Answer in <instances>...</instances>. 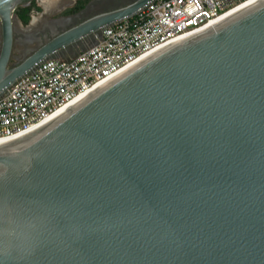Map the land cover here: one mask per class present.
Wrapping results in <instances>:
<instances>
[{"label": "water", "instance_id": "95a60500", "mask_svg": "<svg viewBox=\"0 0 264 264\" xmlns=\"http://www.w3.org/2000/svg\"><path fill=\"white\" fill-rule=\"evenodd\" d=\"M25 1L0 0V97L152 0L33 25L9 68ZM0 264H264V0L0 145Z\"/></svg>", "mask_w": 264, "mask_h": 264}, {"label": "built area", "instance_id": "2783aa9c", "mask_svg": "<svg viewBox=\"0 0 264 264\" xmlns=\"http://www.w3.org/2000/svg\"><path fill=\"white\" fill-rule=\"evenodd\" d=\"M245 1L152 0L101 30L95 44L74 57L38 63L0 97V139L35 131L142 56L198 33Z\"/></svg>", "mask_w": 264, "mask_h": 264}, {"label": "flooded vegetation", "instance_id": "af4514ba", "mask_svg": "<svg viewBox=\"0 0 264 264\" xmlns=\"http://www.w3.org/2000/svg\"><path fill=\"white\" fill-rule=\"evenodd\" d=\"M43 1L45 0H27L15 10L12 20V54L8 64L9 68L21 64L48 38L47 33L38 36H34L33 32L31 34L29 32L31 26L36 25L38 30H42L45 26L51 25L53 20L66 17H72L71 25L77 24L95 14L129 4L134 0H53L54 7L48 11L43 7ZM25 16L28 18L26 23L23 22ZM1 44L0 24V48ZM88 44L87 42L71 47L58 53L56 58L74 56Z\"/></svg>", "mask_w": 264, "mask_h": 264}, {"label": "bare ground", "instance_id": "6f19581e", "mask_svg": "<svg viewBox=\"0 0 264 264\" xmlns=\"http://www.w3.org/2000/svg\"><path fill=\"white\" fill-rule=\"evenodd\" d=\"M255 1L257 0H248V1H245L243 3H241L240 5H238L237 7H235L233 10H231L230 12H228L227 14H225L224 16L220 17L219 19H217L216 21H214L213 23H211L210 25H208L207 27H205L204 29L206 28H209L211 27L212 25L222 21L223 19H225L226 17L238 12L239 10L245 8L246 6L254 3ZM44 7L45 9L48 11V10H51L53 7H54V2L51 0H47L45 3H44ZM204 29L200 30L199 32L203 31ZM170 45V44H169ZM164 47L166 46H163L161 48H159L157 51L163 49ZM157 51H152L144 56H142L141 58H139L137 61H135L134 63H132L131 65H129L126 69L122 70L121 72H119L117 74L116 77H118L119 75L123 74L124 72L128 71L129 69H131L132 67H135L136 65H138L139 63H141L142 61L146 60L148 57L152 56L154 53H156ZM83 99V98H81ZM80 98L79 99H76L75 101L69 103L68 105L64 106L63 108H61L59 111H57L55 114H53L48 120H46L45 122H43L40 126L37 127V129H39V127H42L44 125H46L47 123L53 121L54 119H56L58 116L62 115L66 110H68L70 107H72L73 105H76L78 102H80L81 100ZM24 135L23 134H20V135H17L13 138H10V139H0V145H3V144H6V143H9V142H12L14 140H17L21 137H23Z\"/></svg>", "mask_w": 264, "mask_h": 264}, {"label": "rangeland", "instance_id": "374dc122", "mask_svg": "<svg viewBox=\"0 0 264 264\" xmlns=\"http://www.w3.org/2000/svg\"><path fill=\"white\" fill-rule=\"evenodd\" d=\"M47 0H45V1H43V3H42V5H43V7H44V2H46ZM51 1V0H50ZM53 1V0H52ZM54 1H56V0H54ZM45 8V7H44ZM87 47V46H86ZM86 47H84V48H86ZM69 58H72V56H65V57H57V59H60V60H67V59H69Z\"/></svg>", "mask_w": 264, "mask_h": 264}, {"label": "trees", "instance_id": "16d2710c", "mask_svg": "<svg viewBox=\"0 0 264 264\" xmlns=\"http://www.w3.org/2000/svg\"><path fill=\"white\" fill-rule=\"evenodd\" d=\"M27 20H28V18L25 16V17L23 18V22L26 23Z\"/></svg>", "mask_w": 264, "mask_h": 264}]
</instances>
